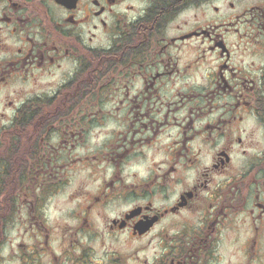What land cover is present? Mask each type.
I'll return each mask as SVG.
<instances>
[{"label":"flooded vegetation","instance_id":"1","mask_svg":"<svg viewBox=\"0 0 264 264\" xmlns=\"http://www.w3.org/2000/svg\"><path fill=\"white\" fill-rule=\"evenodd\" d=\"M136 69L135 98L188 107L120 119L124 151L86 155ZM176 128L150 178L125 172ZM76 166L73 220H52ZM0 264H264V0H0Z\"/></svg>","mask_w":264,"mask_h":264},{"label":"rangeland","instance_id":"2","mask_svg":"<svg viewBox=\"0 0 264 264\" xmlns=\"http://www.w3.org/2000/svg\"><path fill=\"white\" fill-rule=\"evenodd\" d=\"M135 71L136 72L132 73L133 75L132 77L131 76L126 77L129 79V81L125 83H120L121 85H118L119 89L117 92H115V88L113 86L106 88L105 89L106 93L102 94V98L109 97V95L110 96L112 95V96L108 100L103 99L104 101H101V97H100L99 99L100 102L95 104V107L100 108V110L102 111L101 118L99 119L100 126H97L95 129L91 130V132H87L85 134L86 142H85L84 153H86V155L93 156L96 154L95 152H99V151L109 152L108 150L103 149V147L105 148L110 142H112L113 149L115 148V155H117L116 152L119 147H121L120 152L124 151L122 147H124L125 141L123 140L116 141L118 137L124 136V134H122L124 123L121 122L120 119H124L128 121V120H132L135 118L133 122H136V119H140L144 121V118H142L137 112L139 111H141L142 113L152 112L153 114H156L157 111L168 108V106L172 103H175V106L173 105L174 106L173 108L180 107L179 109H182L184 112H185V109L188 107L186 106V103L188 102L186 100H182L181 102L178 99L177 100H155V99L147 100L143 96L135 98L136 93H139L141 90H143V85H144V82H141L138 79H135L136 78L135 73L139 72L141 73V76H142V73H144V69H138V70L136 69ZM113 76L115 77L116 74H114ZM113 76H112V73H110L105 78H103V80H101V86L105 87V85L108 84V82L111 80V78H113ZM126 78H124V80ZM128 86L129 88H128L127 93L130 92L131 97L127 100V103L125 102L126 104L124 103V106H122V103L118 104L119 97H117L116 94H114L113 96V93L115 92L118 94L119 93L122 94V88L128 87ZM119 107L123 109H128L127 110L128 112L127 111L125 112V116L118 117L115 110L116 108H119ZM131 109L136 110V111L133 112L132 110L133 113L131 112L132 114H130L129 111H131ZM184 116L180 118L183 119ZM135 124H136L134 125L135 129L140 130L136 132V137L138 138L136 142L139 143L136 145V148H138L141 146L144 136L147 137L149 132L144 130V127L140 129L142 126L140 123L137 122ZM130 128L131 127L129 124V129ZM166 130L168 129H164V130L161 129V132L159 133L157 139L153 142V144L149 148L144 149V145H143V149H141V154H138L139 157L137 159H133L131 161L130 166L127 165L128 167L124 168L126 169L125 172L129 174H136L138 175V179H140L141 177L147 176L149 172L153 170H157V167L160 164L158 160L160 157L164 156L162 149H159L158 147L161 144H164L167 142L168 134H173L172 136L176 138L178 131H180L179 128L169 129L170 131H166ZM127 139L131 141L134 139V136L132 134H129L127 136ZM76 154H80V152L77 151L75 155ZM153 162H156V163H153ZM83 169H84L83 166L74 167L69 173L70 177L72 178V181H70L69 192L67 194L62 193L61 195L52 198V201L50 202L49 207H47V213L52 220L68 221V222H71L73 220L70 216L68 217V211H71L76 205L80 203H78L79 202L78 198L75 199L74 201H69L66 199L65 195L70 196L72 192L74 194H77V191L81 190L80 188L81 184L83 182L85 183L87 182L86 179L89 178L88 174L91 172V170H88V169L83 170ZM99 172L105 175L107 173H110V168L105 165H102L99 169ZM152 173L153 172H151V174ZM151 174L148 175L147 177L150 178L152 176ZM88 183L90 185V188H92L93 182L89 181ZM60 208L63 211L60 212L59 214L56 211L60 210ZM21 216H22L21 219H23L24 214H22ZM26 242H29V241L26 239Z\"/></svg>","mask_w":264,"mask_h":264}]
</instances>
